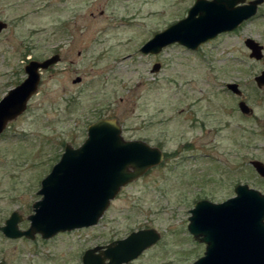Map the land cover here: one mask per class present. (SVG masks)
<instances>
[{
	"label": "rangeland",
	"instance_id": "rangeland-1",
	"mask_svg": "<svg viewBox=\"0 0 264 264\" xmlns=\"http://www.w3.org/2000/svg\"><path fill=\"white\" fill-rule=\"evenodd\" d=\"M194 1L0 0V99L25 78L28 60L60 56L0 133V225L16 211L18 227L29 226L41 179L65 144L79 146L99 118H115L124 139L163 153L93 226L51 239L0 231V262L81 264L88 247L153 228L159 239L122 264H188L204 251L187 227L196 201H223L236 184L264 193V178L250 163H264V90L254 81L264 69V0L251 18L197 49L172 43L155 54L139 50ZM248 37L263 46L258 60L249 57ZM230 82L240 95L226 87ZM240 100L250 114L240 112Z\"/></svg>",
	"mask_w": 264,
	"mask_h": 264
},
{
	"label": "water",
	"instance_id": "water-1",
	"mask_svg": "<svg viewBox=\"0 0 264 264\" xmlns=\"http://www.w3.org/2000/svg\"><path fill=\"white\" fill-rule=\"evenodd\" d=\"M263 0H195L186 16L168 25L142 44V53H158L163 47L178 43L196 49L219 33L231 31L251 18ZM6 23L0 21V32ZM249 57L260 59L262 45L252 38L244 40ZM60 59L59 54L38 61L28 60L24 66L25 78L10 88L0 99V133L7 123L27 107L28 100L37 91L42 70ZM159 63L153 64L156 71ZM80 77L73 80L79 82ZM264 90V69L254 76ZM226 87L236 95L238 84ZM243 114L251 108L240 100L237 104ZM162 151L140 139H124L115 118H99L87 127L83 142L73 147L65 144L59 160L41 179L37 194L40 199L32 203L28 215L29 226L20 229L21 215L12 211L0 225L6 237L43 239L59 232L96 224L120 189L157 165ZM264 177V163L250 162ZM236 195L222 201L200 199L190 210L188 231L205 243L203 254L189 264H264V193L246 184L234 187ZM159 234L153 228L130 232L104 246L86 249L81 264H122L136 258L154 244ZM0 264H4L0 262Z\"/></svg>",
	"mask_w": 264,
	"mask_h": 264
},
{
	"label": "flooded vegetation",
	"instance_id": "flooded-vegetation-1",
	"mask_svg": "<svg viewBox=\"0 0 264 264\" xmlns=\"http://www.w3.org/2000/svg\"><path fill=\"white\" fill-rule=\"evenodd\" d=\"M233 190H234V188H233ZM229 197H231V196H229ZM229 197H227V198H229ZM227 198H225V199H227ZM93 226V225H92ZM88 227H90V226H88ZM88 227H82V228H78V229H85V228H88ZM71 231H73V230H71ZM59 233H63V232H59ZM59 233H57V234H59ZM57 234H55V235H57ZM54 235V236H55ZM53 237V236H52ZM52 237H50V238H48V239H51ZM197 241H199V239H196ZM201 241H199V243H200ZM202 244H203V246L205 247V243H203V242H201ZM200 243V244H201ZM104 245H106V244H102V245H98V244H95V245H93V246H90V247H88L87 249H89V248H92V247H94V246H104ZM86 250V249H85ZM84 250V251H85ZM84 251H83V253H84ZM82 253V254H83ZM81 257H82V255H81Z\"/></svg>",
	"mask_w": 264,
	"mask_h": 264
}]
</instances>
